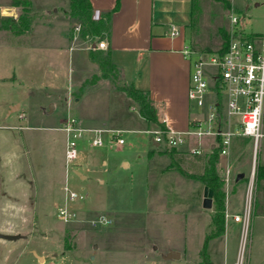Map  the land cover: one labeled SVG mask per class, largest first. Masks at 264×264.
<instances>
[{
  "label": "rangeland",
  "instance_id": "rangeland-1",
  "mask_svg": "<svg viewBox=\"0 0 264 264\" xmlns=\"http://www.w3.org/2000/svg\"><path fill=\"white\" fill-rule=\"evenodd\" d=\"M31 4L34 14L38 15L49 10L60 11L59 8L66 10L69 0H31ZM232 4L228 10L221 0H195L187 25L176 11L169 13L173 21L166 22L164 29L170 34L173 23L178 34L181 29L185 30L192 46L203 55L211 53L205 49L219 46L218 27L228 26L233 9L242 15L246 33H264V0H232ZM63 9L60 12H64ZM65 16L69 20L72 51L68 50L70 41L64 35L67 23L62 17L34 24L25 50L30 56L45 59L46 65L57 73L54 82H64L65 86L49 83L53 75H37V80L25 82L28 89L15 112L17 119L10 116L5 121L0 120V166L3 167L0 182L3 187L7 185L9 196L8 202L0 204V230L25 236L0 247V264H199V252L213 209L203 206L201 181L185 178L178 170L164 167H174L171 164L174 159L187 171L201 170L209 153L192 157L177 151L171 156L169 146L162 144L158 151L154 150L157 146L153 135L142 132L152 126L141 117L136 103L117 88V82L134 81L136 85L144 76L148 78V73L139 77L135 72L143 65L141 60L119 53L113 55L111 76H105L109 77L107 83L113 88H102L98 97L89 94L85 102H73L74 92L67 89L68 85L76 86L97 70L99 73L92 79L104 77L87 53L90 44L105 40V35L83 38L80 29H75L77 19ZM256 44L260 46L261 41ZM181 55L182 58L175 56L177 60H173L178 63L176 94L183 100L185 83L189 84L191 59ZM171 66H164L169 73L167 76H171L169 82L175 74ZM5 93H8L6 89L2 94ZM51 104L54 109L48 113L46 110ZM190 109L194 115L205 117L204 108L194 105ZM91 112L107 118L115 126L112 128L125 129V142L120 146L112 143L102 148L90 146L83 151L78 148L77 158L67 168L65 133L59 126L70 114L79 116ZM236 119L238 117L232 116L233 127ZM205 138L209 137L203 136L201 141ZM224 159L219 156L217 161L223 165L222 179L229 168L227 201L241 212L252 163L264 160V136L255 155L252 138L235 136L231 153ZM122 160L128 161L129 166H123ZM73 169L81 171L85 178L81 179ZM239 169L246 172L249 169L244 178L247 182L235 181ZM66 187L84 194L85 199L66 202ZM223 188L225 190V184ZM254 189L245 264H264V187L260 185L256 191L254 181ZM65 205L75 213L69 223L62 222L56 215L57 208ZM100 215L110 223L92 225L91 221ZM237 233L236 239V230L230 226L227 240L230 245L237 243L238 247L240 225ZM224 248V236L209 240L207 253L214 264H223ZM172 249L180 254L179 258H165Z\"/></svg>",
  "mask_w": 264,
  "mask_h": 264
},
{
  "label": "crops",
  "instance_id": "crops-1",
  "mask_svg": "<svg viewBox=\"0 0 264 264\" xmlns=\"http://www.w3.org/2000/svg\"><path fill=\"white\" fill-rule=\"evenodd\" d=\"M90 1L94 9L93 17L95 19H98L103 12L112 9L116 2V0H90ZM191 1L192 0H119L118 8L114 10L110 15L108 31L104 34L107 47L106 48H98L96 46L93 47L94 43L96 45L95 41H93L90 44L91 49L102 50L101 51L102 54L108 55L110 59L113 57V55L119 53V54H123L127 58H131L135 60L137 59L139 62L141 60L140 63L142 64L143 62V65L138 66V68L135 69V72L136 74L139 75V77L142 74L145 75L146 73H148V78L144 76L143 80H138V82H136V85H134V81L132 82L133 84L132 83H128V84H132L138 88L148 90L150 98L152 99L153 103L157 108L158 119L164 122L166 127L176 130L187 128L191 124L192 120L200 114L194 115L195 113H192L190 109V108L193 109L194 105L191 104L189 99H187L188 97H186L187 94L186 87L188 88L187 82L185 83V87H184V94H183L184 99L182 100V96H178L176 94V91L179 86V82L176 71L178 63L175 62V60H177L175 56L181 57L182 56L181 54L185 55L183 52L185 48H189L192 50V53L190 54L192 57L195 56L198 53V51L192 46V43L188 40L185 30L181 29L180 34L171 35L164 29V24L166 22L173 21L172 18L169 16V13L175 14L176 11H178L179 16L182 17L184 23L187 25L189 13L191 10V3H192ZM230 2L231 5H233L232 0H230ZM17 9L18 8L16 6H12L8 0H0V23L6 17L16 18V15L18 13ZM59 9L61 11V9L63 8H59ZM153 10H155L156 12H154ZM60 11H58V9L57 10L55 9V10H49L43 14L42 13H39L38 15L34 14L37 17L33 18L31 26L26 31L20 33L1 27L0 24V94H2L3 91H5V89L8 92L5 93L4 95L2 94L3 96L0 97V105H1L0 120L5 121L10 116H13L14 118L13 120L17 119V114L15 113L17 109L13 112L8 113L9 106L16 103H18L20 106L21 102L24 99L23 95L25 91L28 89L25 85V82L26 81L31 82V80L34 79L37 80V75H43L44 73L48 75H53L51 76V78L48 79V81H50L49 83H52L54 85L59 84L65 86L64 82L63 83L54 82L55 80L54 75L57 73L54 71L53 68H51V66L46 65L45 59L39 58L37 55L30 56V54L25 52L26 47H28L27 39L30 35V32L34 24L38 22L48 23L54 17H58V18L62 17L66 21L67 24L64 31V35L67 36V38L70 41L68 50L72 51L71 39H70L71 36L69 34V20L65 16V13ZM34 12L35 11L33 10V13ZM250 34H258V33L251 32ZM87 54L89 55L90 52H88ZM89 60L92 61L90 56H89ZM170 64L172 65L171 66L172 74L175 73L174 76L171 78V82L168 81V79L171 76L170 77L167 76L169 75V73L166 72L164 68V66ZM47 67L48 69L44 70V68ZM98 73L99 70L93 72L92 74L87 75L83 79V81L77 84L76 86L68 85L67 89H70L72 90V92H74L73 102L74 101L77 103L81 101L85 102L86 99H88L89 94L92 95L93 97H98L100 96V94H102L101 93L102 88L106 87V90L113 88V86L110 83H107L110 82L109 77L102 76L92 79L93 75L95 76V74ZM175 95L177 96L175 97ZM173 96L174 98H172ZM53 109L54 106L52 107L51 110H49L48 108L46 112L48 113L52 112ZM70 115L75 116L78 120L79 125L82 127H87V128L115 127L112 126V124L109 122L107 118H100L95 114H93L92 112L80 114L79 115L80 117L77 116V114L75 113ZM141 117L152 127L156 126L152 122H148L143 116ZM65 119L66 118L62 120V123ZM5 125L6 124L2 126L5 127ZM61 125L59 126L60 129H61ZM104 135H106V133H104ZM207 137L209 138L208 139L205 138L204 142L202 141L205 150H203L201 154H206L211 152L208 145L210 142H212L213 137L211 136H207ZM16 142H18V139H16ZM193 143L194 141L192 140L189 144L177 147L178 151H180L181 153L183 152L187 153L192 157L201 155V154H192L189 151V147L193 145ZM65 144H66V133H65ZM102 146H95V147L102 148ZM155 146L157 147L154 150L158 151L159 145L155 144ZM87 147H90V145L88 144L86 139H83L79 142L80 150L83 151ZM154 150L150 151L149 155L152 154ZM219 156L221 157V159H224V156L226 155L219 154ZM64 157H65V152H64ZM261 162H264V160H262ZM122 165L127 167L129 166V162L122 160ZM164 169L178 170L175 167H164ZM2 171H3V167L0 166V172ZM73 171L78 175H80L81 179L85 178V175L81 171L77 169H73ZM178 171L180 172L181 175H183V177H185V175L180 170ZM248 171L246 172L243 169H239L238 172H236V177L238 173H243V177L240 180H236L235 177L234 178L235 181L236 182L246 181L244 178L246 174L248 175ZM1 174L2 173H0V179L2 180ZM2 185L3 184H1L0 182V204L8 202V197H9L7 192V185H5L4 187ZM228 186L227 187L225 186L224 232L220 236L225 237L223 264H235L236 255L238 251L237 243L230 245L227 240V236L230 226H232V228L236 230V239H237L238 237L237 231L239 230V224L233 221L232 216L240 213V211L239 209L235 208L234 204H229V202L227 201L226 191ZM0 233L15 234L3 230H0ZM13 242L14 241H7L0 239V247L5 246L6 243H13ZM169 252H175V251H173L172 249ZM175 254H177L178 256L175 258L180 257L179 253L175 252Z\"/></svg>",
  "mask_w": 264,
  "mask_h": 264
},
{
  "label": "built area",
  "instance_id": "built-area-1",
  "mask_svg": "<svg viewBox=\"0 0 264 264\" xmlns=\"http://www.w3.org/2000/svg\"><path fill=\"white\" fill-rule=\"evenodd\" d=\"M227 28L229 39L222 54L211 52L203 55L198 52L192 57L191 49L183 50L191 59L187 97L197 108L205 109V117L198 115L187 128L181 130L160 126L143 130L142 132L153 135L155 144L180 147L196 140L189 151L201 154L204 150L201 138L211 136L213 140L208 145L209 149L216 147L220 154L228 155L234 137L244 135L252 138L254 155L258 152L260 140L264 136V33H246L242 26V15L234 9L229 14ZM75 29H80V23L76 24ZM178 33V28L172 24L170 34ZM258 41H261L260 46L256 44ZM95 46L106 48L107 43L102 39ZM232 116L238 117L235 127ZM61 129L66 133L67 168L77 158L79 142L83 139L90 146H102L106 143L120 146L125 142V129L82 127L77 118L71 115L63 121ZM229 174V168H226L223 179L226 187L230 181ZM255 179L256 164L253 161L244 206L240 213L232 216L233 221L240 225V243L235 264H245L246 261V246L254 209ZM65 193L66 202L85 199L84 194L68 187L65 188ZM56 215L64 223L72 222L75 217V213L66 205L58 207ZM91 223L95 226L98 223H110V220L100 215Z\"/></svg>",
  "mask_w": 264,
  "mask_h": 264
},
{
  "label": "trees",
  "instance_id": "trees-1",
  "mask_svg": "<svg viewBox=\"0 0 264 264\" xmlns=\"http://www.w3.org/2000/svg\"><path fill=\"white\" fill-rule=\"evenodd\" d=\"M221 1L224 2L225 7L228 10L232 7L230 0ZM191 2V9H193L195 0H192ZM11 5L18 8V16L16 18H4L0 23L1 27L19 33L26 31L31 26L32 20L35 17L31 0H12ZM118 5L119 0H116L113 8L103 12L98 19L93 17L94 9L90 0H69V7L64 10V12L69 17L76 18V23H80V33L83 38H102L108 31L110 15L118 8ZM218 30L221 37L219 46L213 50H205L222 54L228 44V28L219 26ZM90 57L92 61L98 64L103 71L104 76H111L110 71L114 68V63L108 55H103L97 49H90ZM117 88L123 90L126 95L136 103L140 115L148 122H152L154 125L162 128L166 127L164 122L158 119L157 108L150 98L148 90L138 88L125 82H117ZM167 148H170V152H172L170 153L171 156H173L174 152L178 151V148L174 146H169ZM219 154L218 149L212 147V150L209 153L210 157L206 160L204 167L201 170L192 172L181 167L174 159L171 163L175 168L180 170L186 178L201 181L203 185L210 190L212 195L211 208L213 209V213L206 231L204 244L199 252V264H213L207 253V244L209 240L222 235L224 232L225 190L223 188L224 182L220 173V170L223 169V165H219L217 161ZM255 184L256 191H258L260 185L264 187V162L258 161L256 163Z\"/></svg>",
  "mask_w": 264,
  "mask_h": 264
},
{
  "label": "water",
  "instance_id": "water-1",
  "mask_svg": "<svg viewBox=\"0 0 264 264\" xmlns=\"http://www.w3.org/2000/svg\"><path fill=\"white\" fill-rule=\"evenodd\" d=\"M93 47H95V43L93 44ZM18 107H19V104L18 103L13 104V105H10L9 106L8 113L15 111L16 109H18ZM52 107H53V104L50 105L49 110H51ZM242 177H243V173H238L237 174V177H236V180H240ZM203 206L205 208H211L212 207V195H211L210 190H208L207 187L204 188ZM22 238H25V236L22 235V234H5V233H0V239L7 240V241H16V240L22 239ZM33 254L38 259H41V257L38 256L34 251H33ZM175 257H178L177 254H175V252H169L166 255V258H175Z\"/></svg>",
  "mask_w": 264,
  "mask_h": 264
}]
</instances>
